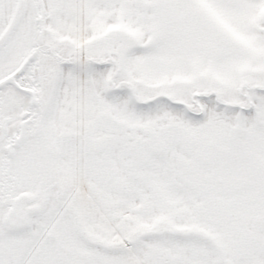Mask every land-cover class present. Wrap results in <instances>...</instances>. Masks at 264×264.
<instances>
[{"label":"snow or ice","instance_id":"obj_1","mask_svg":"<svg viewBox=\"0 0 264 264\" xmlns=\"http://www.w3.org/2000/svg\"><path fill=\"white\" fill-rule=\"evenodd\" d=\"M0 264H264V0H0Z\"/></svg>","mask_w":264,"mask_h":264}]
</instances>
